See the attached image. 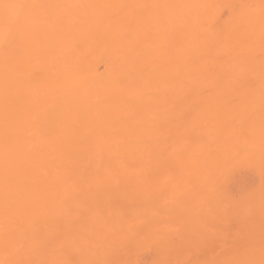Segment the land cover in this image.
Masks as SVG:
<instances>
[{"label":"bare ground","instance_id":"bare-ground-1","mask_svg":"<svg viewBox=\"0 0 264 264\" xmlns=\"http://www.w3.org/2000/svg\"><path fill=\"white\" fill-rule=\"evenodd\" d=\"M0 264H264V0H0Z\"/></svg>","mask_w":264,"mask_h":264},{"label":"rangeland","instance_id":"rangeland-1","mask_svg":"<svg viewBox=\"0 0 264 264\" xmlns=\"http://www.w3.org/2000/svg\"><path fill=\"white\" fill-rule=\"evenodd\" d=\"M102 67H103V65L100 66V68H102Z\"/></svg>","mask_w":264,"mask_h":264}]
</instances>
